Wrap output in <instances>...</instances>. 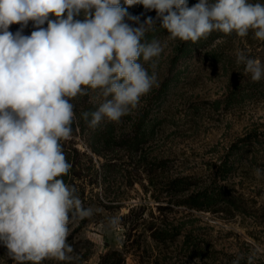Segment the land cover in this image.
<instances>
[{"label": "rangeland", "instance_id": "374dc122", "mask_svg": "<svg viewBox=\"0 0 264 264\" xmlns=\"http://www.w3.org/2000/svg\"><path fill=\"white\" fill-rule=\"evenodd\" d=\"M198 2L187 0L189 7ZM120 3L130 16L139 17H125L130 27L153 18L154 29L145 40H158L163 51L147 62L141 56L138 62L149 75L155 73L158 86L119 121L105 119L99 125L112 127L118 139L135 136L145 124L151 134L139 148L121 143L103 148L97 143V152L92 149V130L78 128L70 139L61 140L79 155L73 154L71 161L66 157L71 168L60 178L75 187L82 206L93 214L83 219L69 214L71 261L48 258L41 264H232L237 256L243 257L240 264H248L249 256L253 264H264V175L254 174L257 167L264 170V78L252 81L244 65L236 63L241 51L264 65V41L251 31L246 37L213 31L179 62L176 48L182 40L169 38L156 11ZM83 18V13L74 17ZM41 27L47 28V21ZM20 28L14 23L9 31L15 34ZM34 30L30 20L23 34ZM172 75L171 88L163 93ZM104 100L100 89L89 88L88 95L69 102L74 108L87 104L97 110ZM240 140L247 144L239 151L238 168L222 183L239 208L200 210L184 204L181 197L218 177L214 163L231 145L237 143L238 150ZM182 176L199 184L181 191L176 179ZM112 217H119L118 226L110 225ZM0 264H16L2 242Z\"/></svg>", "mask_w": 264, "mask_h": 264}, {"label": "clouds", "instance_id": "9594fccd", "mask_svg": "<svg viewBox=\"0 0 264 264\" xmlns=\"http://www.w3.org/2000/svg\"><path fill=\"white\" fill-rule=\"evenodd\" d=\"M124 3L155 10L170 39L195 43L213 31L239 37L251 31L264 41L262 3ZM81 13L82 20L74 19ZM126 16L139 20L120 0H0V242L16 264L71 261L69 214L81 219L93 214L82 206L75 187L60 178L71 168L60 144L72 134L75 113L69 100L88 95L89 88L101 90L104 102L96 111L81 114L95 128L105 119L119 121L157 85L155 73L149 75L138 62L141 56L147 62L163 51L158 40H145L154 29L153 18L133 28L124 22ZM30 20L37 30L24 35ZM46 21L47 28L41 27ZM14 23L21 24L15 34L9 31ZM236 63L244 65L252 81L264 78L259 59L238 51ZM254 174L259 178L264 170L257 167ZM109 223L118 226L119 217ZM241 259L237 256L232 264ZM248 264H253L252 256Z\"/></svg>", "mask_w": 264, "mask_h": 264}, {"label": "trees", "instance_id": "16d2710c", "mask_svg": "<svg viewBox=\"0 0 264 264\" xmlns=\"http://www.w3.org/2000/svg\"><path fill=\"white\" fill-rule=\"evenodd\" d=\"M204 43V37L196 41L195 43L192 41H181L180 46H178L177 50V58L179 62L184 59L187 55L193 53V51L196 49L197 46L202 45ZM175 70L173 71V73ZM172 73V74H173ZM175 79V76H171V78L163 85V93L169 92V89L171 88V85L168 86L169 82H173ZM255 85V84H254ZM177 84H175V87ZM256 86V85H255ZM246 95V94H244ZM73 111L75 113V117L72 124V134L76 132L78 128L87 131L92 130L91 135L92 137V149L97 152L98 148L95 147V145L101 144V147H110L114 146L116 144L121 143L122 145H126L130 148H139L140 145L145 140L144 138L149 135V131L151 134L152 129L149 127V124H145V129H142V126H138V132L135 136L130 137V134L124 135L122 138L118 139L116 134H114V131L112 130V127L108 126L105 129L102 128L101 125L96 126L95 128L90 127L89 123L85 121L82 118L83 112H94L96 111V108L93 106L87 104L83 107L76 106L73 108ZM91 117H89V120ZM241 146L238 148V150H235V147L238 146L237 143L234 145H231L229 148V151L226 155L220 156L216 162L214 163L216 167V174L218 177H215L213 180L209 182V180L206 179V181L201 186L200 190L198 191H192L191 193H188L185 197H181V201H183L184 204L190 205L192 207H195L200 210H209L211 208H215V211H224L226 209L225 205L230 207H238L240 205L237 204L236 200L233 199L234 197L229 194L228 191H226L223 181L227 180L229 178V175L233 173V171L238 168V158L240 156V150L244 147H246L247 141L246 140H240ZM62 150L65 154V157H68L71 161V156L74 154L79 155V152L76 148L73 146L67 145L66 143H61ZM101 152V151H100ZM232 153V154H231ZM198 180H195V178H189L186 176L177 177L176 179V185L181 191H187L190 190V188L193 185L199 184L197 182ZM180 201V200H178Z\"/></svg>", "mask_w": 264, "mask_h": 264}]
</instances>
